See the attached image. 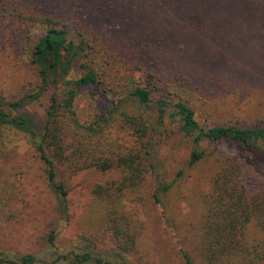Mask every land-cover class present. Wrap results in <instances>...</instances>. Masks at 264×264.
<instances>
[{
  "label": "rangeland",
  "instance_id": "obj_1",
  "mask_svg": "<svg viewBox=\"0 0 264 264\" xmlns=\"http://www.w3.org/2000/svg\"><path fill=\"white\" fill-rule=\"evenodd\" d=\"M45 15L66 22L85 50L42 86L31 50L45 31L36 18ZM87 67L97 83L76 89L78 121L114 113L90 133L56 109L59 148L45 154L66 190L60 199L35 141L53 98ZM135 87L149 91L147 104L129 96ZM159 99L186 103L205 127L264 126V0H0V105L19 101L5 111L26 123V130L0 124V251L42 264H94L72 260L84 253L109 264H184L183 252L194 264H264V257L208 259L200 250L205 197L224 164L238 167L248 203L264 196V140L241 149L202 139L203 156L189 165L190 138L168 116L173 108L158 118ZM119 157L132 162L133 180ZM105 161L113 164L101 168ZM105 185L114 195L111 217L134 236L127 252L115 250L108 206L95 191ZM262 239L251 215L242 240Z\"/></svg>",
  "mask_w": 264,
  "mask_h": 264
},
{
  "label": "trees",
  "instance_id": "obj_2",
  "mask_svg": "<svg viewBox=\"0 0 264 264\" xmlns=\"http://www.w3.org/2000/svg\"><path fill=\"white\" fill-rule=\"evenodd\" d=\"M39 23L45 25V31L39 36L31 50L32 61L38 67V74L42 86L47 83L49 73L58 69L61 75L66 74L73 57L85 50L83 42L75 39V30H71L69 25L62 19L53 16H39L36 18ZM82 66H84L82 64ZM85 67V66H84ZM88 68V67H87ZM97 83L96 74L87 69L80 77L65 82L66 88L62 93L60 101L53 98L46 113V120L37 138L36 147L46 166V173L50 185L58 192L60 199H64L66 190L60 182L55 180L52 161L45 154L46 151L59 148L60 130L56 121V109L63 108L68 112L69 118L76 127H84L90 133L100 130L114 113V107L106 112L105 115H98L88 124L83 125L76 117L74 101L76 89L82 85H94ZM129 96L133 97L138 104H147L149 101V91L143 87H135L129 91ZM33 98L36 95H28ZM122 99H119V101ZM19 101L3 102L0 105V124H8L19 130H26L25 119L21 116H10L7 107L12 108ZM158 118L166 114L167 107L173 108L168 112V116L176 117L180 131L190 138L191 149L188 164H192L202 158L203 149L199 148L202 139L213 143L219 140H226L237 143L241 149L258 148L257 143L264 140V126L250 128H239L229 125H210L203 126L195 117L194 110L182 101L169 102L167 100H157ZM240 150V149H239ZM246 161H249L246 159ZM113 163L105 161L101 168H109ZM116 164L123 168L132 170V175L128 180H133L135 173L131 169L132 162L125 157L116 159ZM99 166V167H100ZM238 167L226 163L216 173L211 182L209 194L205 197V214L202 222V237L200 240V250L204 257L208 259H235L257 261L264 257V196L253 199L248 203L242 185L236 180ZM169 184L161 185L158 190L164 192ZM96 194L107 204L106 215L110 216L111 237L115 242V250L127 252L131 249L133 238L130 234L128 225H119L115 222L114 216V195L109 186H97ZM205 196V195H204ZM251 215L255 216L257 225L263 232V239L260 244H245L242 240L244 225ZM108 227V228H109ZM52 235L49 238L52 239ZM259 247V251L256 248ZM89 253L75 255L72 260L76 263L92 262L100 263L99 259L89 256ZM184 264H194L191 258L182 253ZM0 264H42L35 261L31 254H23L17 259H10L7 254L0 251ZM50 264H53L50 263Z\"/></svg>",
  "mask_w": 264,
  "mask_h": 264
}]
</instances>
